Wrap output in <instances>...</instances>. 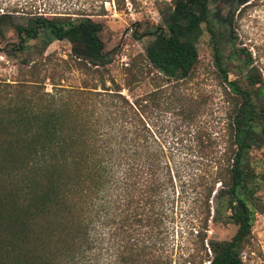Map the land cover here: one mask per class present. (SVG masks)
<instances>
[{"label":"trees","instance_id":"16d2710c","mask_svg":"<svg viewBox=\"0 0 264 264\" xmlns=\"http://www.w3.org/2000/svg\"><path fill=\"white\" fill-rule=\"evenodd\" d=\"M33 4L0 0V53L23 61L19 79L0 81V264H245L263 213L264 80L247 50L223 47L214 22L227 23L210 0L163 8L121 82L96 20L105 14ZM204 25L226 105L222 147L198 126L205 95L188 91ZM54 41L71 45L67 60L44 56ZM66 71L82 75L78 88L61 84ZM218 223L236 233L212 237Z\"/></svg>","mask_w":264,"mask_h":264},{"label":"rangeland","instance_id":"374dc122","mask_svg":"<svg viewBox=\"0 0 264 264\" xmlns=\"http://www.w3.org/2000/svg\"><path fill=\"white\" fill-rule=\"evenodd\" d=\"M28 0L29 3L38 6L46 12L70 13V14H105L96 20L105 23L102 39L108 50L115 51V62L112 73L121 82V66L127 64L133 56L144 53L150 40L149 37L137 39L147 29L162 24L161 10L172 4L174 0H126L123 11H118L115 0ZM240 5L239 0H210L212 15L220 10L218 20L227 23V26H219L223 36V47L235 50L245 49L250 54L254 66L264 80V0H244ZM78 17V15H74ZM233 18V24L228 23ZM203 35L199 42L200 61L194 81L188 86V91L194 94H203L206 97V106L200 118L198 126L202 127L214 138L219 136L217 143L224 145L222 134L226 127V105L223 99L221 78L215 67L214 54L211 45V36L206 25L203 26ZM44 56L50 55L52 62L67 60L71 53V45L67 41H54L47 44L42 50ZM40 51L33 50V59L40 58ZM22 58H6L0 53V81L12 82L20 78ZM231 76L240 77V66L237 60L227 65ZM66 87L78 88L82 82V75L75 71H66L63 77ZM46 88L52 90L47 81ZM152 90L150 84L144 85L141 92ZM264 93V90H263ZM170 119V118H169ZM179 125V123H178ZM189 130H187L188 132ZM189 136H184V143L189 144ZM257 160L264 163V150L256 154ZM263 213L257 216L253 233L244 247L242 258L245 264H264V186L258 193ZM218 201H213V208L218 209ZM179 212V211H178ZM178 218L177 230L184 223ZM212 237L219 240H228L236 233V227L232 224H214ZM179 239V238H178Z\"/></svg>","mask_w":264,"mask_h":264},{"label":"flooded vegetation","instance_id":"af4514ba","mask_svg":"<svg viewBox=\"0 0 264 264\" xmlns=\"http://www.w3.org/2000/svg\"><path fill=\"white\" fill-rule=\"evenodd\" d=\"M225 1H226V2H229V0H225ZM243 1H244V0H239V3H240V4H241V3H244ZM220 10H221V9H220ZM220 10L218 9V12H216V13L221 14V13H220Z\"/></svg>","mask_w":264,"mask_h":264}]
</instances>
